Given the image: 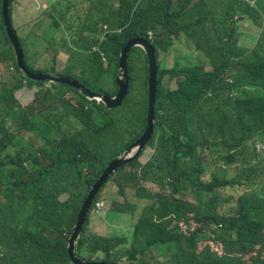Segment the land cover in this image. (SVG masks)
I'll list each match as a JSON object with an SVG mask.
<instances>
[{"label": "trees", "instance_id": "1", "mask_svg": "<svg viewBox=\"0 0 264 264\" xmlns=\"http://www.w3.org/2000/svg\"><path fill=\"white\" fill-rule=\"evenodd\" d=\"M12 2L10 25L31 72L112 97L126 42L143 38L154 50L156 101L146 145L152 153L140 163L142 151L108 177L81 227L77 258L258 264L264 254L263 0H80L79 8L71 0H44L37 20L19 28ZM1 3L0 264H70L67 239L90 186L146 125L147 59L138 47L127 54L129 86L114 109L66 84L28 80L15 64ZM240 21L257 27V36H243ZM58 50L68 53L61 73L54 66ZM181 53L194 64L160 67ZM165 76L181 77L174 90L163 87ZM24 87L38 88L25 106L15 97ZM110 184L114 191L104 190ZM126 189L133 191L129 198ZM99 197L110 200V211L97 210ZM123 223L128 227L115 230Z\"/></svg>", "mask_w": 264, "mask_h": 264}, {"label": "water", "instance_id": "2", "mask_svg": "<svg viewBox=\"0 0 264 264\" xmlns=\"http://www.w3.org/2000/svg\"><path fill=\"white\" fill-rule=\"evenodd\" d=\"M9 0H2L1 3V18L4 24V31L5 34L12 46L15 64L21 74L32 81H48L54 84H67L71 88L78 91L88 100H97L104 104L107 109H114L121 106L127 90H128V72H127V54L129 51L134 48H140L147 59V81H146V89H147V113H146V125L144 130L142 131L141 135L129 146L125 147L124 150L119 153L116 157H114L111 162L102 170L100 175L97 177L95 182L90 186L87 196L81 203L80 209L78 211L77 220L73 227L72 233L70 234L67 240V255L69 258L70 264H113V263H106L104 261H84L77 258L75 255V245L76 241L80 235L81 227L85 223V217L87 213L91 209L93 201L102 188L104 183L107 181L108 177L113 174L118 168L127 165L128 163L132 162L135 158L138 157L140 152L145 148L147 145L150 135L152 134V128L154 124V104H155V94H156V75H157V65L154 56L153 47L148 43L146 39L143 38H131L129 39L126 44L121 48L118 58V69L117 74L115 76V84L118 87L117 93L112 96L108 97L103 94H96L84 86L80 85L75 80H70L64 78L62 76L56 75H46L40 72H31L25 68L22 63V53L18 46V41L14 36L13 30L11 29L10 25V18H9Z\"/></svg>", "mask_w": 264, "mask_h": 264}, {"label": "rangeland", "instance_id": "3", "mask_svg": "<svg viewBox=\"0 0 264 264\" xmlns=\"http://www.w3.org/2000/svg\"><path fill=\"white\" fill-rule=\"evenodd\" d=\"M73 5H76L77 8H79V1L80 0H71ZM15 5H16V13L15 15H19V12H23L24 14H27L30 18L28 19H23L20 22L17 21L15 23V27L19 28L22 27L30 22H34L35 20H37V18L41 15L42 11L44 10L41 5L44 3V0H16L14 1ZM264 2V0H263ZM87 6V2L84 1L81 5V10H83L85 7ZM239 27L242 29L243 31V36H252L255 37L257 36L259 29L257 27H255L251 22L248 21H240L239 22ZM44 28V23L41 22L36 28L34 33L39 36L42 32V29ZM38 30V31H37ZM68 57V53L63 51V50H58L56 58H55V71L58 73H61L63 71V67H65L66 64V60ZM102 59L104 60V57L102 56ZM199 61V59H198ZM194 64V57L189 54L186 55L185 53H181L177 56H175L174 58H172L171 60L166 59V61H161L160 63V67L161 68H166L168 70L173 69L175 66H179V67H184V66H192ZM3 69L0 68V74H2ZM52 75H56V74H52ZM180 79V77H174V78H169L168 76H165L163 78L162 81V85L169 89V90H174L176 88V82ZM3 82L8 84V86H10L12 84V82H7L6 78H3ZM54 84V83H53ZM48 86V85H46ZM135 88L138 89V84L135 83ZM38 90V88H33V89H28L26 87L20 89L19 91H17L15 93V97L16 99L19 101V103L23 106L29 104L33 98L32 96H34V93ZM262 145L261 147L258 149H256V152H260L259 154L262 153ZM152 153V149L145 146L144 151L142 152V155L139 158V162L140 163H144L151 155ZM210 171V168H208L206 170V174H208V172ZM204 178H207L206 176ZM104 190H109V191H114L113 186L110 184L108 185ZM133 191L130 189H126L125 191V195L129 198L132 195ZM229 192L226 191L224 193V195H227ZM62 199H64V196L62 197ZM100 202H103V210L102 211H110L111 210V202L109 199L105 198H101L99 197ZM133 204H135L134 202H132ZM229 205L223 207V209L227 208ZM129 212V211H128ZM117 220H122V217L119 216L117 217ZM122 227H128L127 223H123L120 226H116L115 230H120ZM4 250V249H2ZM258 264H264V254L263 256H261Z\"/></svg>", "mask_w": 264, "mask_h": 264}, {"label": "clouds", "instance_id": "4", "mask_svg": "<svg viewBox=\"0 0 264 264\" xmlns=\"http://www.w3.org/2000/svg\"><path fill=\"white\" fill-rule=\"evenodd\" d=\"M10 1H11V0H9V2H8L9 5H10ZM14 1H16V0H13V2H12L11 5H12L13 8L16 10V5H15V2H14ZM15 13H16V11H15ZM8 14H9V13H8ZM15 16L17 17L18 21H21V20H23V19L26 20V19L30 18L27 14H24V15H23V12H19V15H15ZM9 18H10V17H9ZM11 29H12V28H11ZM4 32H5V31H4ZM5 35H6V34H5ZM11 47H12V46H11ZM46 75H47V74H46ZM48 75H50V74H48ZM56 76H60V75H56ZM62 77H63V76H62ZM175 77H177V76H175ZM178 77H180V76H178ZM64 78H65V77H64ZM172 78H174V77H172ZM180 78H181V77H180ZM28 80H29V79H28ZM70 80H71V79H70ZM162 81H163V80H162ZM47 82H48V81H47ZM176 83H177V82H176ZM66 85H67V84H66ZM80 85H81V84H80ZM82 86H83V85H82ZM69 87H70V86H69ZM163 87H164V86H163ZM86 89H87V88H86ZM88 90H89V89H88ZM146 90H147V89H146ZM89 91H90V90H89ZM93 93H94V92H93ZM96 94H97V93H96ZM155 95H156V94H155ZM86 99H87V98H86ZM155 100H156V99H155ZM95 101H97V100H95ZM97 102H99V101H97ZM144 127H145V126H144ZM143 130H144V129H143ZM143 130H142V131H143ZM141 133H142V132H141ZM128 146H129V145H128ZM126 147H127V146H126ZM260 147H261V145H260L259 143H256V144H255V150H256V149L259 150ZM262 149H263V146H262ZM123 150H124V149H123ZM142 151H144V149H143ZM142 151H141V152H142ZM141 152H140V154H141ZM140 154H139V155H140ZM139 155H138V156H139ZM115 157H116V156H115ZM113 158H114V157H113ZM113 158H112V159H113ZM137 158H138V157H137ZM137 158H135V159H137ZM135 159H134V160H135ZM134 160H133V161H134ZM133 161H132V162H133ZM130 163H131V162H130ZM130 163H128V164H130ZM124 166H125V165H124ZM122 167H123V166H122ZM120 168H121V167H120ZM118 169H119V168H118ZM111 175H112V174H111ZM111 175H110V176H111ZM110 176H109V177H110ZM97 203H102V204H103L102 201H101V202H100V201H97V202L94 204L95 207H96L97 209H98V207L96 206ZM103 205H104V204H103ZM73 227H74V226H73ZM72 230H73V229H72ZM71 233H72V232H71ZM80 233H81V232H80ZM69 236H70V235H69ZM68 238H69V237H68ZM78 238H79V237H78ZM67 240H68V239H67ZM76 242H77V241H76ZM98 261H99V260H98ZM101 261H102V260H101ZM106 263H107V262H106Z\"/></svg>", "mask_w": 264, "mask_h": 264}, {"label": "built area", "instance_id": "5", "mask_svg": "<svg viewBox=\"0 0 264 264\" xmlns=\"http://www.w3.org/2000/svg\"><path fill=\"white\" fill-rule=\"evenodd\" d=\"M102 205H103L102 203H97V204H96L97 207H100V206H102Z\"/></svg>", "mask_w": 264, "mask_h": 264}, {"label": "crops", "instance_id": "6", "mask_svg": "<svg viewBox=\"0 0 264 264\" xmlns=\"http://www.w3.org/2000/svg\"><path fill=\"white\" fill-rule=\"evenodd\" d=\"M103 209H104V208H103V205H102V206L98 207L97 210H103Z\"/></svg>", "mask_w": 264, "mask_h": 264}]
</instances>
